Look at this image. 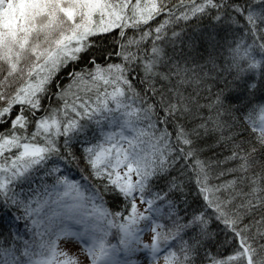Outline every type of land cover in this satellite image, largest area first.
Here are the masks:
<instances>
[{"label": "snow or ice", "instance_id": "1", "mask_svg": "<svg viewBox=\"0 0 264 264\" xmlns=\"http://www.w3.org/2000/svg\"><path fill=\"white\" fill-rule=\"evenodd\" d=\"M0 264H264V0H0Z\"/></svg>", "mask_w": 264, "mask_h": 264}]
</instances>
